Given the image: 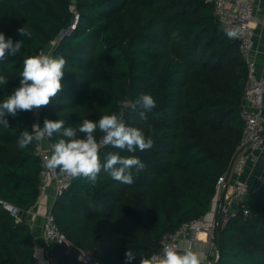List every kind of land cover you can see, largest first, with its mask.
Here are the masks:
<instances>
[{
    "label": "trees",
    "instance_id": "trees-1",
    "mask_svg": "<svg viewBox=\"0 0 264 264\" xmlns=\"http://www.w3.org/2000/svg\"><path fill=\"white\" fill-rule=\"evenodd\" d=\"M71 5L79 24L59 38L73 19ZM22 26L30 39L19 35ZM0 32L24 41L16 56L0 62V75L8 78L0 85V101L19 85L23 60L59 39L52 55L68 62L64 88L42 108V123L61 119L75 126L82 118L95 121L118 111L127 125L154 140L150 150L135 153L146 166L132 185L101 171L95 186L73 179L57 195L52 213L74 245L104 264H125L131 249L130 264H140L160 252L166 232L206 215L242 139L249 74L238 39L225 34L210 0H0ZM128 89L131 100L141 93L156 99L147 121L130 107H116L127 100ZM6 119L10 127L0 125V199L25 212L40 196L35 142L17 146L20 133L32 129V111ZM107 151L130 155L103 148L102 162ZM254 195L219 228L214 264H264V184ZM35 250L30 224L0 203V264H31ZM58 264L85 263L63 254Z\"/></svg>",
    "mask_w": 264,
    "mask_h": 264
},
{
    "label": "clouds",
    "instance_id": "clouds-1",
    "mask_svg": "<svg viewBox=\"0 0 264 264\" xmlns=\"http://www.w3.org/2000/svg\"><path fill=\"white\" fill-rule=\"evenodd\" d=\"M21 37L31 38L32 33L22 26L17 29ZM229 38L237 36L236 30H226ZM24 41L6 39L0 32V62L10 56H16L23 47ZM67 60L63 56L40 53L28 56L23 60L19 85L0 101V125L10 127L6 116H16L18 112L39 110L49 105L64 88L61 83L65 74ZM8 78L0 75V85H6ZM118 109L130 107L138 117L147 121L148 114L157 107V101L151 94L141 93L134 100L116 101ZM102 135L98 139L95 133ZM82 134V135H79ZM62 137L52 144V151L45 161V167L60 176L72 179H83L95 186L101 171L111 179L124 185L134 183V174L145 168V163L135 155L150 150L154 140L146 136L139 127L129 126L121 118L118 111L104 114L98 120L82 118L75 126H65V120H50L45 118L43 127L39 123L32 125L31 131L23 130L17 139L20 149H27L33 142H42L53 137ZM119 149L130 155H121L119 151H107L101 160V149ZM125 264L135 259V254L129 249L125 253ZM140 264H202V255L191 245L178 248L174 244L163 247L162 253L150 259H140Z\"/></svg>",
    "mask_w": 264,
    "mask_h": 264
},
{
    "label": "built area",
    "instance_id": "built-area-1",
    "mask_svg": "<svg viewBox=\"0 0 264 264\" xmlns=\"http://www.w3.org/2000/svg\"><path fill=\"white\" fill-rule=\"evenodd\" d=\"M210 1L214 4L215 13L224 24L225 29L237 31L238 34L235 38L240 43L242 55L249 69L241 107V117L244 121L243 135L236 148V158L229 180L226 181L225 172L216 183V196L213 201L216 203V208L213 219L207 221L205 216H201L181 223L175 230L168 231L163 235L160 252L152 255H160L163 247L169 244H174L180 248L179 241L182 239L187 240L189 245L193 247L194 243L200 238L199 234L203 232L205 233V240L210 245L205 259L206 264H214L217 259L216 239L219 228L226 226L229 220L239 211L240 206L246 202L245 197L250 192V184L244 178L245 174L264 155V72L261 75L257 74L254 58L255 30L253 23L260 21V18L255 16L254 13V0ZM70 8L74 14L73 19L68 28L62 31L59 38L71 34L79 24V11L75 5H71ZM50 52L53 53L52 50ZM42 108L32 111V125L39 123L43 127L41 120ZM52 144L54 143L48 139L35 142L34 152L40 161V196L49 193L56 198L59 193L70 186L73 179L60 176L58 170L54 173L45 167V161L52 151ZM262 184H264V173L260 177V182L255 191ZM0 203L12 215L20 216L21 209L17 205L4 199H0ZM243 211L247 215L250 209L244 205ZM44 220L42 241L47 249V256L44 260L35 257L31 264H58L48 248L63 241L68 242L70 245L73 243L60 230L51 209L45 214ZM79 260L85 264H104L95 257L92 251L82 249Z\"/></svg>",
    "mask_w": 264,
    "mask_h": 264
},
{
    "label": "crops",
    "instance_id": "crops-1",
    "mask_svg": "<svg viewBox=\"0 0 264 264\" xmlns=\"http://www.w3.org/2000/svg\"><path fill=\"white\" fill-rule=\"evenodd\" d=\"M254 13L255 16L259 17L260 21L254 22L255 30V47H254V58L256 61V72L258 75H261L264 72V0H254ZM54 49V48H53ZM52 49V51H53ZM264 168V155H262L259 162L251 167L244 178L250 184V190L255 191L257 188V177L259 175V170ZM264 172V169L261 171ZM260 176V175H259ZM55 197L52 194H45L39 196V199L35 206L30 210L22 213L23 218L30 224L31 230L34 236V241L36 244L35 257L40 260H44L47 256V249L43 245L42 235L44 231V217L45 214L52 209L54 204ZM216 208V203L212 202V205L209 211L206 213L205 217L207 221H211L214 217V210ZM200 238L197 240L193 248L198 250L202 255V264L205 263L206 255L209 251L210 245L205 240V233L201 232L199 234ZM189 246L187 240L182 239L179 241V247L183 249L184 247Z\"/></svg>",
    "mask_w": 264,
    "mask_h": 264
},
{
    "label": "water",
    "instance_id": "water-1",
    "mask_svg": "<svg viewBox=\"0 0 264 264\" xmlns=\"http://www.w3.org/2000/svg\"><path fill=\"white\" fill-rule=\"evenodd\" d=\"M73 1H75V0H73ZM127 100H129V101L131 100L130 89L127 90ZM235 158H236V152L234 153V155H233V157L229 163L228 169L226 171V181H228L230 178ZM22 213H23V211L21 210L20 215ZM51 254L57 261H60L63 254H68L70 257H72L74 259H79V256L81 255V249L74 244L70 245L68 242L63 241L61 243H57L54 245V248L52 249Z\"/></svg>",
    "mask_w": 264,
    "mask_h": 264
},
{
    "label": "rangeland",
    "instance_id": "rangeland-1",
    "mask_svg": "<svg viewBox=\"0 0 264 264\" xmlns=\"http://www.w3.org/2000/svg\"><path fill=\"white\" fill-rule=\"evenodd\" d=\"M58 42H59V39H56V40H54V41H52L51 43H49L47 46H46V48L43 50V52L44 53H47V52H50L51 50H52V48H55L56 46H57V44H58ZM264 168H262L261 170H259V175H258V177H257V184H259V182H260V177L263 175V173L261 172L262 170H263ZM254 199H255V195H254V191H252L251 192V190H250V192L246 195V197H245V200L247 201V202H249V203H252L253 201H254Z\"/></svg>",
    "mask_w": 264,
    "mask_h": 264
}]
</instances>
